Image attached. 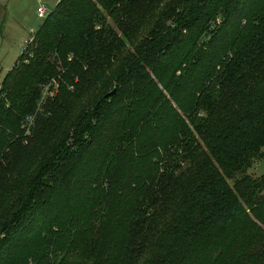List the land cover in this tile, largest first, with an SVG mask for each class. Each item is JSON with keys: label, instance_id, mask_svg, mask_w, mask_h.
<instances>
[{"label": "trees", "instance_id": "obj_1", "mask_svg": "<svg viewBox=\"0 0 264 264\" xmlns=\"http://www.w3.org/2000/svg\"><path fill=\"white\" fill-rule=\"evenodd\" d=\"M263 156L264 0H59L0 85V264H264Z\"/></svg>", "mask_w": 264, "mask_h": 264}, {"label": "rangeland", "instance_id": "obj_2", "mask_svg": "<svg viewBox=\"0 0 264 264\" xmlns=\"http://www.w3.org/2000/svg\"><path fill=\"white\" fill-rule=\"evenodd\" d=\"M59 0H0V85L19 59L23 49L37 32L44 19L37 17L40 4L52 11ZM55 92L45 87L42 100ZM254 177L264 175V156L259 164L249 170Z\"/></svg>", "mask_w": 264, "mask_h": 264}, {"label": "built area", "instance_id": "obj_3", "mask_svg": "<svg viewBox=\"0 0 264 264\" xmlns=\"http://www.w3.org/2000/svg\"><path fill=\"white\" fill-rule=\"evenodd\" d=\"M36 13H37V17L40 19H45L46 16L48 15L47 9L44 5L38 6ZM52 91L55 92V86H53Z\"/></svg>", "mask_w": 264, "mask_h": 264}, {"label": "water", "instance_id": "obj_4", "mask_svg": "<svg viewBox=\"0 0 264 264\" xmlns=\"http://www.w3.org/2000/svg\"><path fill=\"white\" fill-rule=\"evenodd\" d=\"M113 94H114V92H112V93L108 94L106 97H109V96H111V95H113Z\"/></svg>", "mask_w": 264, "mask_h": 264}, {"label": "crops", "instance_id": "obj_5", "mask_svg": "<svg viewBox=\"0 0 264 264\" xmlns=\"http://www.w3.org/2000/svg\"><path fill=\"white\" fill-rule=\"evenodd\" d=\"M40 5H43V4H40ZM40 5H39V6H40ZM44 6H45V5H44ZM45 7H46V6H45Z\"/></svg>", "mask_w": 264, "mask_h": 264}]
</instances>
